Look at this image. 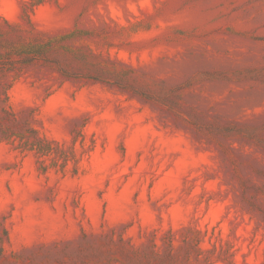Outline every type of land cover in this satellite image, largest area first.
Listing matches in <instances>:
<instances>
[{
  "label": "rangeland",
  "instance_id": "obj_1",
  "mask_svg": "<svg viewBox=\"0 0 264 264\" xmlns=\"http://www.w3.org/2000/svg\"><path fill=\"white\" fill-rule=\"evenodd\" d=\"M0 264H264V0H0Z\"/></svg>",
  "mask_w": 264,
  "mask_h": 264
}]
</instances>
